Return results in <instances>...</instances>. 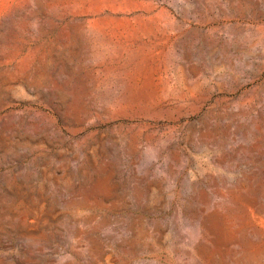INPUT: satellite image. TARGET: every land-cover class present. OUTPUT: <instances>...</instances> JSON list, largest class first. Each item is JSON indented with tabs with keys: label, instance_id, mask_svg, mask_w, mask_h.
I'll list each match as a JSON object with an SVG mask.
<instances>
[{
	"label": "rangeland",
	"instance_id": "obj_1",
	"mask_svg": "<svg viewBox=\"0 0 264 264\" xmlns=\"http://www.w3.org/2000/svg\"><path fill=\"white\" fill-rule=\"evenodd\" d=\"M0 264H264V0H0Z\"/></svg>",
	"mask_w": 264,
	"mask_h": 264
}]
</instances>
